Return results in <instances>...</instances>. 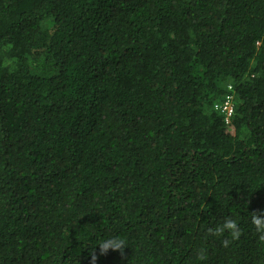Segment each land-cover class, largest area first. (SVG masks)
I'll use <instances>...</instances> for the list:
<instances>
[{"label": "trees", "instance_id": "16d2710c", "mask_svg": "<svg viewBox=\"0 0 264 264\" xmlns=\"http://www.w3.org/2000/svg\"><path fill=\"white\" fill-rule=\"evenodd\" d=\"M252 212L264 0H0V264H264Z\"/></svg>", "mask_w": 264, "mask_h": 264}, {"label": "clouds", "instance_id": "9594fccd", "mask_svg": "<svg viewBox=\"0 0 264 264\" xmlns=\"http://www.w3.org/2000/svg\"><path fill=\"white\" fill-rule=\"evenodd\" d=\"M250 224L255 234L258 237V241L264 244V212H252L250 213ZM227 234L228 238L221 240L222 246L227 248L229 245L235 241L240 240L243 235V230L240 227L237 219L232 217L225 218L221 224H218L215 228H210L207 230V235L221 238ZM128 241L125 237H111L99 244L100 255H106L109 251L119 253L123 256L124 250L127 248ZM196 260H205L206 254L205 249L201 248L196 252ZM96 254H92L91 264H95Z\"/></svg>", "mask_w": 264, "mask_h": 264}, {"label": "built area", "instance_id": "2783aa9c", "mask_svg": "<svg viewBox=\"0 0 264 264\" xmlns=\"http://www.w3.org/2000/svg\"><path fill=\"white\" fill-rule=\"evenodd\" d=\"M215 110H219L224 115V121L229 123V118L232 116L233 105H232V97L227 95L221 104H216L214 106Z\"/></svg>", "mask_w": 264, "mask_h": 264}]
</instances>
